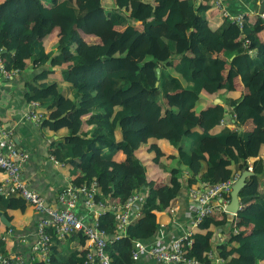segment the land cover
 Segmentation results:
<instances>
[{"label":"trees","instance_id":"1","mask_svg":"<svg viewBox=\"0 0 264 264\" xmlns=\"http://www.w3.org/2000/svg\"><path fill=\"white\" fill-rule=\"evenodd\" d=\"M213 4L0 0L6 69H39L25 99L31 109L39 104L42 129L67 131L52 143V156L80 177L76 186L97 180L98 199L118 210L146 193L140 217L108 248L113 264H135L134 241L155 237L158 214L174 213L184 179L190 189L250 167L254 176L240 194V228L228 214L209 217L199 225L204 233L184 241L183 252L199 264H216L211 252L225 264H264V23L259 15L246 17L241 29L225 16L214 28ZM84 36L95 37L96 44ZM237 93L241 97H232ZM208 95L223 103L214 105ZM142 152L146 163L138 158ZM27 208L23 199L0 194V211L11 224L7 211ZM100 224L110 232L117 228L112 213ZM221 228L229 232L216 246L215 230ZM86 243L82 233L53 237L51 264H82L77 246ZM0 251L8 255L7 241H0Z\"/></svg>","mask_w":264,"mask_h":264},{"label":"built area","instance_id":"2","mask_svg":"<svg viewBox=\"0 0 264 264\" xmlns=\"http://www.w3.org/2000/svg\"><path fill=\"white\" fill-rule=\"evenodd\" d=\"M204 1L192 0L195 5L202 4ZM213 5L217 11L223 12L231 21L238 23L241 29L244 27L246 16H229L223 0H214ZM259 16L264 23V13ZM19 74L17 70L6 69L4 59L0 54V84L13 80ZM38 107V103L32 104V109L26 115L27 119L36 123L42 122L44 117L36 112ZM29 160L30 154L18 148L14 129L0 125V174L7 177L0 183V194L23 199L28 207L41 217L37 222L36 241L31 247L30 255L21 253L5 255L0 251V264H51L53 237L65 240L77 233H82L87 240L86 245L81 246L80 250L84 256L82 264H113L108 248L126 236L128 227L132 224V218L137 214L135 204L143 201L142 195L138 192L122 209L118 210L102 199H98L101 190L98 181L95 180L90 184L65 187L58 192L54 205H50L40 193L29 188L23 179V170ZM52 160H56L55 157ZM249 170H252V167ZM239 178L240 174L236 173L223 182L202 183L190 188L198 226L209 217L228 214L226 209L231 202L233 185ZM81 205L87 216L92 215L91 222H87L86 217L78 214ZM107 213H112L116 219L117 228L114 232L101 227L100 218ZM13 231L9 228L2 240L8 241ZM188 238L185 236L176 239L172 243V250L161 244L150 245L145 241L135 240L131 251L132 259L137 262L142 256L148 255L160 264H199L184 256L183 243ZM209 258L223 262V259L216 258L214 252L209 254Z\"/></svg>","mask_w":264,"mask_h":264},{"label":"crops","instance_id":"3","mask_svg":"<svg viewBox=\"0 0 264 264\" xmlns=\"http://www.w3.org/2000/svg\"><path fill=\"white\" fill-rule=\"evenodd\" d=\"M223 4L229 16L236 17L244 15L251 20H254L255 17L259 15L260 7L264 4V0H223ZM211 14L214 16L212 17L214 20V28L219 27L222 23L221 19H223L225 15L223 12L217 11L215 8ZM261 36H264V32H262ZM38 72L39 69L33 67L26 71V73H20L13 80L2 82L0 84V124L7 128H13L18 148L30 154V160L23 170V179L26 181L28 187L40 193L48 204L54 205L59 191L70 185L76 186L81 180L79 179L80 177L74 176L75 172H71L72 168H69L68 165L59 163L57 160H52V158H54L51 154L52 143L65 137L67 131L53 133L44 130L42 129V122L36 123L26 117L27 113L31 110V105L25 99L26 86ZM207 97L208 99H213V103L216 99H219L209 95ZM232 97L239 98L241 97V93H237ZM158 145L163 152L167 153L170 157L175 156L174 150L167 142L160 141L158 142ZM143 151H145V149ZM138 156V158H141L144 163L148 160L147 154L144 152ZM119 159H124L122 154L119 156ZM254 162L255 159L249 160L250 165ZM186 175H189V173ZM6 179L7 177L4 174H0V183ZM183 186L184 187L180 190L177 199L172 205L174 213L166 211L158 214V221L160 222L161 229L156 233L154 238L147 241L148 244H161L168 248L172 246V243L176 239L204 233L202 232L203 229H201L196 223L197 215L195 204L190 196V189L187 187L188 183L186 179H184ZM140 194L144 199L146 193L140 192ZM4 195L8 198H12L13 201L17 199V197H9L6 194ZM142 202L140 204L136 202L135 204V213L137 214L132 218V224L140 217L141 206L139 205H142ZM0 213H2L7 219L4 211H0ZM7 213L8 217H11L12 219L11 225L15 227V230L7 241L8 254L21 253L24 255H30L31 247L36 241V227L37 222L41 218L40 215L35 213L29 207L27 208L26 213H21V211H7ZM78 214L86 217L87 222H91L93 219L92 215L87 216L83 205L79 207ZM228 217L231 223L234 224V227L240 228L242 223L240 218L229 214ZM8 231L9 228L0 218L1 241ZM228 232V230L224 231L222 228L216 229L213 239L214 244L219 246L223 243L227 238L226 235ZM77 247L81 250V246ZM215 255H217L216 252ZM135 264L160 263H157L148 255H144L139 261L135 262ZM216 264L225 263L224 261H217Z\"/></svg>","mask_w":264,"mask_h":264},{"label":"water","instance_id":"4","mask_svg":"<svg viewBox=\"0 0 264 264\" xmlns=\"http://www.w3.org/2000/svg\"><path fill=\"white\" fill-rule=\"evenodd\" d=\"M153 7H155V6H153ZM263 13H264V4L260 7L259 14L261 15ZM51 63H52V60L49 61V64H51ZM157 74H158V78H160L161 77V70L160 69L157 70ZM213 104L214 105L222 104V101L219 99H216ZM252 176H254L253 171L246 169L242 172L241 177L234 183L233 190L231 193V202L226 209V211L229 215H231V216H237L238 215V213L241 209V202H240L241 191L245 187H247L248 180ZM0 218H1V221L7 227H9L11 230H15V227L13 225H11V223L5 218V216L2 215V213H0ZM0 241H1V234H0ZM168 249L172 250V246L168 247Z\"/></svg>","mask_w":264,"mask_h":264},{"label":"rangeland","instance_id":"5","mask_svg":"<svg viewBox=\"0 0 264 264\" xmlns=\"http://www.w3.org/2000/svg\"><path fill=\"white\" fill-rule=\"evenodd\" d=\"M85 40L90 44V45H95L96 44V39L95 37H87L84 36Z\"/></svg>","mask_w":264,"mask_h":264},{"label":"clouds","instance_id":"6","mask_svg":"<svg viewBox=\"0 0 264 264\" xmlns=\"http://www.w3.org/2000/svg\"><path fill=\"white\" fill-rule=\"evenodd\" d=\"M248 170H249V169H248ZM250 171H253V170H250ZM237 173L240 174V177H241V174H242V173H240V172H237ZM235 174H236V173H235Z\"/></svg>","mask_w":264,"mask_h":264}]
</instances>
